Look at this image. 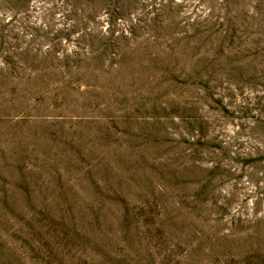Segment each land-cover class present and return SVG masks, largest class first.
Instances as JSON below:
<instances>
[{"label": "rangeland", "instance_id": "obj_1", "mask_svg": "<svg viewBox=\"0 0 264 264\" xmlns=\"http://www.w3.org/2000/svg\"><path fill=\"white\" fill-rule=\"evenodd\" d=\"M0 264H264V0H0Z\"/></svg>", "mask_w": 264, "mask_h": 264}]
</instances>
